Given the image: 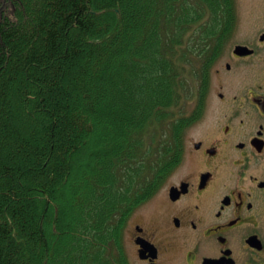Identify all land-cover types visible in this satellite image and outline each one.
Segmentation results:
<instances>
[{"label": "trees", "instance_id": "1", "mask_svg": "<svg viewBox=\"0 0 264 264\" xmlns=\"http://www.w3.org/2000/svg\"><path fill=\"white\" fill-rule=\"evenodd\" d=\"M235 16V0H0V264H123Z\"/></svg>", "mask_w": 264, "mask_h": 264}, {"label": "flooded vegetation", "instance_id": "2", "mask_svg": "<svg viewBox=\"0 0 264 264\" xmlns=\"http://www.w3.org/2000/svg\"><path fill=\"white\" fill-rule=\"evenodd\" d=\"M195 126L128 221L123 264H264V0L236 3Z\"/></svg>", "mask_w": 264, "mask_h": 264}, {"label": "rangeland", "instance_id": "3", "mask_svg": "<svg viewBox=\"0 0 264 264\" xmlns=\"http://www.w3.org/2000/svg\"><path fill=\"white\" fill-rule=\"evenodd\" d=\"M235 2L238 4V10H239V12H241L242 13V11H244V8H245V6H246V2H247V0H235ZM192 107H193V103H192V105H191ZM196 126H194L193 128H195ZM192 128V129H193ZM190 131H193V130H190ZM192 133V132H191ZM190 133V134H191ZM189 134V135H190ZM189 135H187V138H189Z\"/></svg>", "mask_w": 264, "mask_h": 264}, {"label": "water", "instance_id": "4", "mask_svg": "<svg viewBox=\"0 0 264 264\" xmlns=\"http://www.w3.org/2000/svg\"><path fill=\"white\" fill-rule=\"evenodd\" d=\"M238 50H244V48L243 47H238L237 48V52H238Z\"/></svg>", "mask_w": 264, "mask_h": 264}]
</instances>
